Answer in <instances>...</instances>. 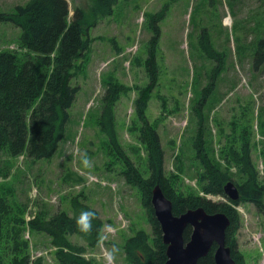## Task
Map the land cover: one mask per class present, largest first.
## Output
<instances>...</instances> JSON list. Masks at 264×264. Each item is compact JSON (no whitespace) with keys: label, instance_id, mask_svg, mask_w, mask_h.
Listing matches in <instances>:
<instances>
[{"label":"rangeland","instance_id":"374dc122","mask_svg":"<svg viewBox=\"0 0 264 264\" xmlns=\"http://www.w3.org/2000/svg\"><path fill=\"white\" fill-rule=\"evenodd\" d=\"M20 2L0 0V13H9ZM90 4L91 0H68L69 17L76 7L89 11ZM161 13L154 23L159 29L158 79L146 117L159 137L164 174L177 178L178 190L197 191L216 204L225 202L220 195L204 196L198 190L200 166L191 162V141L199 119L195 106L211 71L219 67L215 88L201 111L206 148H212V157L219 159L220 149L237 146L247 129L250 158L264 184V63L256 68L253 61L258 40L264 37V0H118L110 16L87 30L89 48L71 79L78 91L55 155L32 162L24 156L0 154V170L7 173L6 179L0 174V188L11 189L13 216H22L26 222L41 211L46 219L59 211L72 216L74 199L97 212L102 221L100 239L84 254L92 264H133L125 255V241L138 231L151 240L152 229L140 195L122 177L123 165L108 153L107 138L98 123L104 81L113 77L130 88L114 106L116 137L133 165L143 171L144 151L135 150L139 148V122L133 101L135 87L149 82L145 63L154 35L152 20ZM225 18H229L228 25ZM19 35L12 23L0 22V51L26 58ZM206 40L221 56L215 60L205 57ZM231 171L235 173L234 168ZM236 207L237 249L246 264H264V215L252 204ZM22 208L23 215L19 212ZM21 239L27 241L31 259L41 257L46 264H58L50 237L25 225ZM69 240L85 245L75 235ZM6 245L3 242L1 248L5 252Z\"/></svg>","mask_w":264,"mask_h":264},{"label":"trees","instance_id":"16d2710c","mask_svg":"<svg viewBox=\"0 0 264 264\" xmlns=\"http://www.w3.org/2000/svg\"><path fill=\"white\" fill-rule=\"evenodd\" d=\"M117 1L91 0L87 11L91 22L87 19V12L79 7L74 8L69 17L68 0H27L23 5L14 6L9 13H0V22H10L20 30L19 45L26 51V58L23 59L15 53L0 51V154L8 158L24 156L32 162L51 159L55 155L57 144L65 134L68 110L78 91V87L71 85V79L74 71L80 68L77 62L84 58L89 48L87 30L100 19L110 16ZM161 16L162 13L155 15L152 20L154 35L150 40L149 58L145 63L149 82L143 87H135L137 97L133 101L134 117L139 122V148L135 150L144 151L143 171L130 161L118 143L115 132L114 106L130 88L109 77L104 81L105 90L101 97L99 130L107 138L108 153L122 163L121 175L125 182L138 191L152 229L150 241L144 231L129 237L124 243L125 255L133 264H164L166 261V246L162 242L160 226L150 204L151 191L158 184L172 202L174 215L198 207L207 213H224L230 220L226 230V244L232 247L231 255L236 264H244L242 255L233 249L239 226L236 210L224 203H213L197 191L178 190L174 182L177 178L164 174L159 137L146 117L147 105L158 79L155 55L159 29L154 23ZM203 47L207 59L215 60V57L221 56L214 52L209 41L206 40ZM253 56L256 68L264 63V37L258 40ZM219 72V67L211 71L209 83L201 91L195 106L199 119L191 141L194 150L191 162L192 165L200 166L196 174L198 190L204 196L224 197L223 186L231 180L238 184L241 200L254 202L262 209L260 202L264 184L259 181L258 171L250 158V132L243 129L237 146L221 148L219 159L212 157V148H206L201 111L205 100L215 88ZM180 157L177 159L181 165ZM232 168L235 173H232ZM179 170L182 168L179 167ZM0 174L4 179L7 178V173L0 170ZM10 193L11 189L0 188V264H46L41 257L30 258L28 243L21 239L25 225L33 232L50 237L51 245L56 249L55 259L58 264H92L84 254L87 248H95L100 239L102 221L95 210L74 199L72 216L59 211L46 219V213L41 211L26 222L22 216H13L14 202L9 200ZM83 210L95 213L92 228L88 232H82L76 223ZM19 212L23 215L24 209ZM190 231V227L185 229V241ZM73 235L81 238L85 245L72 243L69 237ZM3 242L7 244L6 252L1 249ZM198 264H215L213 247Z\"/></svg>","mask_w":264,"mask_h":264},{"label":"water","instance_id":"95a60500","mask_svg":"<svg viewBox=\"0 0 264 264\" xmlns=\"http://www.w3.org/2000/svg\"><path fill=\"white\" fill-rule=\"evenodd\" d=\"M223 192L232 201L239 198L238 190L231 181L223 186ZM150 204L166 246L164 264H198L213 246L215 264H235L230 248L226 246L225 236L230 220L224 213H207L198 207L174 215L172 202L158 184L151 191ZM187 227L191 231L185 241L183 233Z\"/></svg>","mask_w":264,"mask_h":264},{"label":"flooded vegetation","instance_id":"af4514ba","mask_svg":"<svg viewBox=\"0 0 264 264\" xmlns=\"http://www.w3.org/2000/svg\"><path fill=\"white\" fill-rule=\"evenodd\" d=\"M229 181H231V180H229ZM228 182V181H227ZM235 186H236V188H237V190H238V193H239V198H238V200H236V201H232V200H230V199H228L225 195H224V198H225V202H224V204H227V205H229V206H231L232 208H234L235 210H236V206H238L239 204H245V203H248V204H252L256 209H257V211H259V212H261L263 215H264V207H263V202H264V192H263V194H262V197H261V207H262V209H259L256 205H255V203L254 202H247V201H245V200H241V192H240V189H239V186H238V184H236V183H234L233 181H231ZM224 193V192H223ZM231 201V202H230ZM232 202H236V204H233ZM237 212V211H236ZM238 214V213H237ZM239 218V217H238ZM238 224H239V220H238ZM226 241V240H225ZM236 243H237V241L235 240V243H234V247H233V249L235 250V252H237V253H240L241 255H242V258H243V261H244V264H246L245 263V258H244V255L237 249V245H236ZM226 246L227 247H229L230 248V253H231V249H232V247H230V246H228L227 244H226ZM214 249H215V246H213V252H214ZM232 254V253H231ZM231 257H232V255H231ZM232 259H233V257H232ZM234 260V262H235V264H236V260L235 259H233Z\"/></svg>","mask_w":264,"mask_h":264},{"label":"clouds","instance_id":"9594fccd","mask_svg":"<svg viewBox=\"0 0 264 264\" xmlns=\"http://www.w3.org/2000/svg\"><path fill=\"white\" fill-rule=\"evenodd\" d=\"M84 163L87 165V159L84 160ZM95 216V213L91 210L81 211L79 217L77 218V226L82 232H88L92 228V221Z\"/></svg>","mask_w":264,"mask_h":264},{"label":"crops","instance_id":"0c3cea01","mask_svg":"<svg viewBox=\"0 0 264 264\" xmlns=\"http://www.w3.org/2000/svg\"><path fill=\"white\" fill-rule=\"evenodd\" d=\"M27 0H21V2L19 4H16V5H23ZM15 5V6H16Z\"/></svg>","mask_w":264,"mask_h":264},{"label":"bare ground","instance_id":"6f19581e","mask_svg":"<svg viewBox=\"0 0 264 264\" xmlns=\"http://www.w3.org/2000/svg\"><path fill=\"white\" fill-rule=\"evenodd\" d=\"M224 23L228 25L229 24V18H225Z\"/></svg>","mask_w":264,"mask_h":264}]
</instances>
